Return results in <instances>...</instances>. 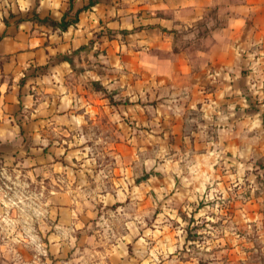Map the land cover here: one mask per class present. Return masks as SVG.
<instances>
[{
	"label": "clouds",
	"instance_id": "clouds-1",
	"mask_svg": "<svg viewBox=\"0 0 264 264\" xmlns=\"http://www.w3.org/2000/svg\"><path fill=\"white\" fill-rule=\"evenodd\" d=\"M143 3L150 14L118 11ZM261 14L264 0H0V264H225L227 245L233 264L264 256V214L249 212L264 207ZM101 18L139 73L103 53ZM41 30L55 47L35 65L20 36ZM163 30L170 52L153 47Z\"/></svg>",
	"mask_w": 264,
	"mask_h": 264
},
{
	"label": "crops",
	"instance_id": "crops-1",
	"mask_svg": "<svg viewBox=\"0 0 264 264\" xmlns=\"http://www.w3.org/2000/svg\"><path fill=\"white\" fill-rule=\"evenodd\" d=\"M117 2H120V0H117ZM154 6L150 5L148 3H143L140 5H137L133 8H120L118 11H129L130 13L137 14V15H143L146 13H151ZM104 9H101V14L103 16ZM111 21H107L104 18L100 19V31L96 33L97 38L101 39V47L102 51L105 55L110 57H120L131 66L132 70L135 72H140V65H139V54L131 49L130 43H124L120 39H116L113 37V31L110 27H108V23ZM257 23L260 25L261 28H264V14H261L260 17L257 19ZM44 30H41L40 33L33 34L31 36H28L27 34H21L20 39L21 41L27 39L30 43L35 45L34 52L35 54L31 57L35 61V65H39L40 60L44 57H48L50 55V50L55 47L51 43L50 40L45 39L42 35ZM165 34L162 38H157L156 43L153 45L154 48H158L162 52H170L173 46V42L170 39V37L166 34V30H163ZM124 36H128L129 33L127 31L123 32ZM96 39H90L87 44H82L78 50H76L73 55L79 56L81 53H88L91 51V48L96 45ZM64 47H68L67 42H65ZM124 47L128 48V51L126 53H122V49ZM61 55H57L56 57H53V59H59V60H67L69 63L72 62V59L68 55L67 58H59ZM225 61L224 57H217L216 63H223ZM11 63V62H10ZM34 65V66H35ZM176 66L177 71L183 75L189 71L188 65L185 63V60L183 56L176 57ZM43 67H37V71H43ZM35 73H33L34 75ZM11 75V69H9V72L5 74L2 69H0V83H3V80L5 78H8ZM144 76L141 74V79L137 80L136 83H143ZM25 85V80L20 81L19 87L22 89ZM17 94L16 89L13 87L12 81L9 79V88L8 92L6 94V103L9 107V110L12 109L14 105V99L13 97ZM80 94L88 97L91 102L96 106V111L99 113L100 108L103 106L104 101L97 99L93 97L92 93L88 89H80ZM102 114V113H101ZM172 134L174 136H179V125L174 124L172 125ZM258 212V211H257ZM259 212H261L259 210ZM262 213V212H261ZM263 214V213H262Z\"/></svg>",
	"mask_w": 264,
	"mask_h": 264
},
{
	"label": "rangeland",
	"instance_id": "rangeland-1",
	"mask_svg": "<svg viewBox=\"0 0 264 264\" xmlns=\"http://www.w3.org/2000/svg\"><path fill=\"white\" fill-rule=\"evenodd\" d=\"M101 115H103V113ZM116 149H117V151H119L123 154H127V153L131 152V149L125 144H117ZM259 210L264 214V207H262L260 204H258L257 202L254 201L249 208V212L251 214H254L257 211L259 212ZM227 247L229 250L224 257L225 264H233L236 257L234 256L233 252L231 251V245H227ZM257 247H259V245H257ZM252 259H253V264H264V256H260L257 254V255H253Z\"/></svg>",
	"mask_w": 264,
	"mask_h": 264
},
{
	"label": "trees",
	"instance_id": "trees-1",
	"mask_svg": "<svg viewBox=\"0 0 264 264\" xmlns=\"http://www.w3.org/2000/svg\"><path fill=\"white\" fill-rule=\"evenodd\" d=\"M97 2H98V0H93V3H97ZM59 58H61V59H62V58H67V56H64V55H63V56H60Z\"/></svg>",
	"mask_w": 264,
	"mask_h": 264
}]
</instances>
